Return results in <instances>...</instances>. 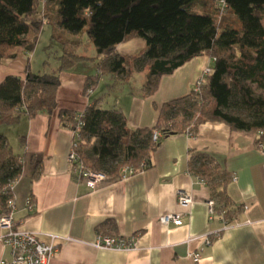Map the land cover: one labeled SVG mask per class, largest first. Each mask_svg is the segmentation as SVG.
<instances>
[{"label": "crops", "instance_id": "crops-1", "mask_svg": "<svg viewBox=\"0 0 264 264\" xmlns=\"http://www.w3.org/2000/svg\"><path fill=\"white\" fill-rule=\"evenodd\" d=\"M54 29L61 32L45 20L35 51L27 56L20 50L17 59L6 61L0 67V82L8 76L24 80L27 60L34 73L56 69L58 60L48 62L41 50L42 38H51ZM82 46L76 47L80 54ZM145 50L146 43L135 38L118 45L116 53L139 57ZM212 64L210 57L198 56L162 76L152 96H142L148 75L144 63L135 65L128 78L108 74L93 86L89 78L98 75L97 63L78 62L60 73L58 110L0 126V135L8 139L24 165L13 187L15 229L33 233L45 244L55 243L58 251L49 264H264V153L254 135L231 131L221 122H206L194 136L186 133L163 139L151 168L94 188L78 181L68 163L72 135L59 110L81 113L95 106L119 111L130 129L153 127L159 114L156 105L187 96ZM194 151L213 154L231 178L236 176L227 194L242 209L232 222L217 209L210 217V188L189 171ZM179 191L193 199L187 209L178 203ZM30 202L33 211L28 210ZM182 212V225L160 223L162 215ZM110 221L116 229H111ZM100 227L106 236L135 237V247L98 248ZM4 232L0 228V237ZM194 253L201 255L198 263L192 260ZM11 259V248L0 240V261Z\"/></svg>", "mask_w": 264, "mask_h": 264}, {"label": "trees", "instance_id": "trees-1", "mask_svg": "<svg viewBox=\"0 0 264 264\" xmlns=\"http://www.w3.org/2000/svg\"><path fill=\"white\" fill-rule=\"evenodd\" d=\"M216 1L0 0V67L17 59L20 50L27 56L35 51L45 20L61 29L53 30V40L75 47L79 42L67 34L87 36L96 50L94 57L65 53L50 72L34 73L27 60L24 80L8 76L0 82V126L58 110L60 73L78 62L97 63L98 75L89 78L93 86L108 74L128 78L135 65L144 63L148 75L141 95L152 96L162 76L208 56L213 64L204 84L185 97L156 105L159 114L153 127L130 129L119 111L95 106L81 113L59 110L64 126L83 123L80 161L116 181L126 166L133 168L132 175L151 168L163 139L196 134L206 122L224 123L231 131L254 135L256 145L264 143V0H224L226 13L221 17ZM135 38L146 43L143 55L116 53L118 45ZM156 131L162 134L159 142L153 140ZM23 167L8 139L0 135V214L9 210L5 189L22 176ZM189 171L206 182L217 211L232 222L242 207L229 198L232 178L216 156L192 152ZM109 224L116 229L114 222ZM98 231L103 233L101 227Z\"/></svg>", "mask_w": 264, "mask_h": 264}, {"label": "built area", "instance_id": "built-area-1", "mask_svg": "<svg viewBox=\"0 0 264 264\" xmlns=\"http://www.w3.org/2000/svg\"><path fill=\"white\" fill-rule=\"evenodd\" d=\"M216 3L220 7L219 14L221 17L226 13V3L224 0H217ZM210 74L211 68L207 67L203 71L202 75L196 80L194 88L200 89V87L204 84L206 77ZM88 92H91V89H89ZM79 117L80 115H77L76 119ZM82 126L83 123L80 120H78L74 126H67L72 135V144L68 155V163L70 165L72 175L78 181H85L89 187L94 188L99 184L106 182L108 178L103 172L84 167L83 163L80 161L78 151L79 141L81 140L82 135L79 131ZM187 134L189 136L195 135L194 132H188ZM161 139L162 134L156 131L153 135V140L155 142H159ZM256 146L262 153H264V143H259ZM133 173V168L129 166L124 167L121 171L122 179L131 176ZM232 180H236L235 175L232 176ZM15 182L16 181L10 183L5 189L6 195L8 196L7 207L9 210L4 214H0V228L5 231L0 237V240L4 246H9L11 248L12 259L9 262L0 261V264H49L51 259L58 251V247L55 245V243L45 244L44 242L40 241L37 235L15 229V223L13 219L15 210L13 187ZM177 200L179 205L186 209L193 204L192 197L184 191L178 192ZM216 205L217 203L214 199H210L207 202L208 211L211 218L216 215ZM245 209H247V207H245ZM28 210L33 211L31 202L28 205ZM221 214L225 219L224 214ZM183 215L184 212L178 214L169 213L162 215L159 220L163 225L173 223L176 226H180L182 225ZM218 237L219 236L217 235L216 238ZM206 240L209 241V238L207 237ZM135 245L136 239L133 236L126 239L122 237L106 236L103 233L98 234V239L96 242V246L98 248L112 250H131L135 247ZM191 257L194 263H198L201 259L200 253H194Z\"/></svg>", "mask_w": 264, "mask_h": 264}, {"label": "rangeland", "instance_id": "rangeland-1", "mask_svg": "<svg viewBox=\"0 0 264 264\" xmlns=\"http://www.w3.org/2000/svg\"><path fill=\"white\" fill-rule=\"evenodd\" d=\"M41 15V14H40ZM39 15V16H40ZM42 19V17H40ZM44 20V19H42ZM67 36L72 39L73 41L77 40L79 43L78 44H81L83 43V46H82V51H81V54L78 53L76 47L78 46H72L70 44H62L60 42V40H53L52 38L48 37L47 38V35L44 36V38H42V41H41V50L44 51L47 55L46 57V60L50 63H53L57 60L58 57L62 56L63 54H70V53H76L78 55H86V56H91L93 54L96 53V50L93 46V44H91L89 41H88V38L87 36H81V35H78V36H72V35H69L67 34ZM67 37V38H68ZM82 40H84L83 42H81ZM38 45V44H37ZM86 62V61H85ZM51 68V67H50ZM207 68V67H206ZM205 68V69H206ZM204 69V70H205ZM50 70V69H48ZM47 71V69H46ZM48 72V71H47ZM255 87V86H254ZM258 93H260L258 91Z\"/></svg>", "mask_w": 264, "mask_h": 264}]
</instances>
